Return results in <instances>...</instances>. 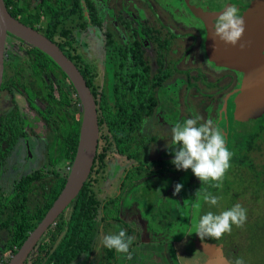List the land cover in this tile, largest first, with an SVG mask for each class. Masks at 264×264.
<instances>
[{"label": "flooded vegetation", "instance_id": "flooded-vegetation-1", "mask_svg": "<svg viewBox=\"0 0 264 264\" xmlns=\"http://www.w3.org/2000/svg\"><path fill=\"white\" fill-rule=\"evenodd\" d=\"M3 1L4 5L13 3L10 11L15 15L10 14L12 17L53 42L77 69L93 74L99 130L95 191L101 204L92 250L78 260L82 264H104L106 248L102 247L100 239L106 234L107 226L113 227L112 234L120 227L127 230L128 235L134 237L131 245L138 250L136 254L143 256L145 250L169 249L175 236L164 239L163 222L169 218V228L174 229L176 210L169 217L164 213L153 214L151 223V217L143 218L144 209L139 202L141 198L145 204L152 201L153 207L173 202L181 205L180 192L175 193L174 186L183 180L188 195L193 197L192 202L197 200L195 193H191L194 180L191 169L178 170L171 163L176 148L172 145V126L196 116L201 117L198 123L213 119L222 129L228 149L237 152H243V147L235 145V137H243L250 127V120L240 122L234 118L235 101L242 90V73L218 65L209 57V28L199 11L206 0ZM206 3L213 4H209L208 12L216 19L215 15H220L224 9L221 6L234 4L243 16L248 15L254 5L264 4V0H207ZM7 40L13 41V47L9 53L4 49L0 87V264H7L36 228L28 232L19 246V241L13 240L10 234L16 229L18 238L21 236L18 209L21 191L28 192L35 202L36 198H42L41 188L47 189L53 174L64 169L68 175L69 167L49 153L51 147L55 149L61 142L57 134H52L51 114L55 108L58 116L66 111L74 112V97H77L73 95L69 108L61 100V89L67 91L68 78L44 72L37 79L25 64L26 54L33 53L25 48L30 45L8 35L5 46ZM50 67L55 71L59 68ZM104 98L109 103V127L100 106ZM77 107L80 112L79 104ZM107 132L110 142L104 138ZM122 139L124 147L119 146ZM105 145L108 149L103 152ZM40 147L45 163L7 180L12 169L22 160H31L33 151ZM146 183H153L150 185L152 195L145 194ZM135 196L139 200H135ZM12 201L16 204H11ZM200 203L203 215L206 204ZM106 206L111 212L108 216L104 211ZM188 211L189 227L184 237L189 235L190 239L180 240L185 244L198 236L195 233L198 217H194L192 207ZM27 220L30 225L35 221ZM48 229L23 264L34 256ZM212 241L226 264H233L239 248L229 241L228 234ZM177 246L178 242L175 248ZM190 251L184 252L183 262L193 260ZM117 261L119 264V253Z\"/></svg>", "mask_w": 264, "mask_h": 264}, {"label": "water", "instance_id": "water-1", "mask_svg": "<svg viewBox=\"0 0 264 264\" xmlns=\"http://www.w3.org/2000/svg\"><path fill=\"white\" fill-rule=\"evenodd\" d=\"M206 1L199 11L209 28V57L218 65H226L242 73V90L235 101L234 118L240 122L256 120L264 114V4L254 5L248 15L242 16L244 33L237 45L232 46L213 37L215 19L208 12V7L213 4ZM221 8L224 7L221 6ZM217 16L219 14L215 15ZM8 35L42 51L53 60L73 86L81 113L76 152L66 182L43 219L7 263L23 264L40 237L64 211L69 209L87 181L97 152L99 130L95 101L81 73L53 42L12 17L3 0H0V87L3 77L5 42ZM241 44L244 45L243 48L240 47ZM184 246L191 248L190 252L193 253L194 258L192 261L183 262L184 253L182 256L178 255L180 264H226L211 238L205 237L201 240L199 236H195L190 244H184ZM194 250L197 251L196 254Z\"/></svg>", "mask_w": 264, "mask_h": 264}, {"label": "trees", "instance_id": "trees-1", "mask_svg": "<svg viewBox=\"0 0 264 264\" xmlns=\"http://www.w3.org/2000/svg\"><path fill=\"white\" fill-rule=\"evenodd\" d=\"M13 3L5 5L7 11L14 16L15 14L10 11V6ZM25 23V22H24ZM27 50L33 51V53L26 54L25 64L31 68V71L37 76H39L44 72L50 73H58L61 77L66 78L65 74L57 68L54 62L48 58L45 54L40 52L37 49L30 48V46L25 47ZM11 65V64H10ZM57 68V71L51 69L50 66ZM79 72L83 76L85 82L87 83L92 96L96 101V90L93 87L92 77L93 74L88 70L84 71L81 68H78ZM61 100H64L65 103L71 107L70 103L73 100V95L75 94V90L71 83L68 81V89L67 91L64 88L61 89ZM75 103L73 105L74 112L66 111V114H61L58 116L57 108L54 109L52 116V123L54 127L52 128V134L56 135L57 138L60 139V145L58 143L57 148L51 147L50 154L55 160L60 161V163L66 164V167H70L71 163L74 159L78 135H79V127H80V118L81 114L78 111L77 105L79 104L78 98L75 96ZM103 112V120L107 122L109 127L110 117H109V103L104 98L102 104L100 105ZM58 116V117H57ZM101 122L99 121V124ZM264 134V114L256 120V123L253 126H250L249 129H246L244 135H240V137H235L236 146H241L243 152L232 151L234 156L231 160V167L226 172L221 188L213 187L214 182H209L207 184L201 183V181L194 176V180L192 181V189L191 193H196L197 190L203 194L204 191L212 192L216 194H221V198H228L230 195L225 196V191L235 183V177L239 174L243 173L242 170L245 167V170H249L253 174V178H258L262 172L256 171L252 162L250 160L249 155L256 150H259V141L262 139V135ZM105 140L107 139L110 142L108 132L104 135ZM241 138V139H240ZM120 139V138H118ZM116 139V140H118ZM124 140L122 139L119 142L120 147H124ZM103 152L107 151V146L103 147ZM104 155V154H103ZM102 159V156H101ZM98 160V150L94 159V163L92 166L91 173L80 190L78 196L73 200L71 206L67 211L62 213L55 221V224L51 226L45 237L43 238L40 247L35 252L34 256L31 257L25 264H73L76 260L80 258L81 255L85 253H90L92 250V243L94 240V233L97 225V219L100 215V204L101 201L97 196L95 191V173H97L96 163ZM231 175V176H230ZM231 177V178H229ZM67 178V171L62 169L59 173H55L51 176V182L47 186L45 190L44 186H42V198H36L35 202H32L31 198L28 195V192L20 193V203H19V221H20V233L21 236L18 238V233L16 229L13 232H10L14 236L13 240L19 241L17 246L22 244L27 237L28 232L32 231L34 227H36L42 218L45 216L48 209L51 207L58 194L62 190ZM260 178V177H259ZM24 182V181H23ZM21 183V185L23 184ZM263 182V180H262ZM264 183V182H263ZM28 187L27 185H24ZM37 190H39V186L37 185ZM230 194V192H229ZM218 195V196H219ZM193 201V197L191 199ZM235 201V197L231 198L228 202L229 206L231 203ZM221 203V200H220ZM219 203V204H220ZM11 204H16V201H12ZM204 207L205 212L212 211L214 213H219V206H209L205 203ZM222 204V203H221ZM108 206V204H107ZM105 207V215H109L111 212L107 210L108 207ZM181 205L176 203V222L179 219V212L177 209L180 208ZM182 208V206H181ZM227 206L223 210L228 209ZM204 212V213H205ZM8 214V218H10ZM27 218L35 220L33 224L30 225V221ZM164 218V217H162ZM14 221L16 218H12ZM188 219V218H187ZM188 221V220H187ZM178 223H176L177 225ZM6 228L7 222L5 223ZM187 227H189V223L187 222ZM123 229L117 231V233ZM128 235V231L126 230ZM117 252L115 250L105 249V262L104 264H116L117 261Z\"/></svg>", "mask_w": 264, "mask_h": 264}, {"label": "clouds", "instance_id": "clouds-1", "mask_svg": "<svg viewBox=\"0 0 264 264\" xmlns=\"http://www.w3.org/2000/svg\"><path fill=\"white\" fill-rule=\"evenodd\" d=\"M244 30V20L238 6L234 4L225 6L213 23V37L219 38L227 45L236 46ZM240 47L243 48L244 45L241 44ZM200 119L201 117L196 116L172 126V145L176 148L171 163L178 170L191 169L201 183L214 182L213 187L221 188L223 178L231 167L230 162L234 153L228 149L226 137L218 123L213 119L198 123ZM182 187V184L177 183L174 186L175 193H179ZM195 195L197 200L191 207L194 217H198L195 233L201 240L205 237L219 240L225 234L231 233L233 225L240 228L246 223L247 210L239 203L221 210L218 214L207 211L201 215L200 201L209 206H219L221 197L207 191L201 194L199 190ZM133 241L134 237L127 235L126 231L121 229L116 234L104 235L100 239V244L119 254H127V258L131 259L129 248ZM233 264H245V261L242 257H238Z\"/></svg>", "mask_w": 264, "mask_h": 264}, {"label": "rangeland", "instance_id": "rangeland-1", "mask_svg": "<svg viewBox=\"0 0 264 264\" xmlns=\"http://www.w3.org/2000/svg\"><path fill=\"white\" fill-rule=\"evenodd\" d=\"M12 47L13 41L7 40L5 48L7 49L8 53L10 51L12 52ZM256 120H250V123L247 124L249 126H253L256 123ZM259 147L260 149L253 151L249 157L252 165L255 167V170L257 172H262V174L259 176L260 178H253L252 172L244 169L245 171H242L243 173L235 177L236 180L234 185L226 189L224 195H230V197L222 198V204H219V212L227 206L229 208L232 207L236 203L241 204L247 210V221L243 227L237 228L233 225L231 233L228 234L229 241H233V246L237 249L239 248L238 257H242L245 261V264H264V134L262 135V139L259 141ZM43 154L44 152L42 147L38 148L36 152L33 151L32 159L22 160V163H20L19 166L16 165L15 168L12 169V172L9 173V176L7 175V180L18 175H22L33 168L39 167L42 165V163H45V161L43 162L42 158ZM185 182V180L180 182L183 187L180 190L179 195L181 201L179 202L184 209H182L181 206L179 209H177L180 214L178 222H176L178 224L173 229V227L169 228L171 225V220L169 218L163 222L165 223L164 227L162 228L164 239H169L170 235L175 236L173 240L174 242L171 243L170 246V248L172 247L173 250L172 254L170 253V248H157L153 251L145 250L142 256L139 253L136 254L138 250H135V245H130L129 251L132 258L128 259L127 254H119V264H180L181 261L179 260L178 255L182 256L184 252H189L191 250L190 247L184 246L186 242L183 243V241H180L181 239L186 238L184 235L186 233L187 214L189 215L188 210L193 203L191 200L192 198L188 195L187 185H184ZM150 185L153 186V183H146L145 185V188L148 187L145 189V194L147 195L153 194V192H151L152 188ZM141 191L144 192V190ZM233 197H235V201L229 206L228 202ZM135 200H139V197H136ZM140 200L141 201L139 203H141V207L144 209L142 212L144 214L143 218H146V216L151 217L149 220L151 223L152 219H154L153 214L164 213L165 217H169L173 211L176 210V207L173 206L176 204V202L163 203L162 206L153 207L152 201L145 204L143 199L140 198ZM151 207L155 209L153 210ZM115 219H117V217ZM106 228L105 235L113 233L114 229L112 226H107ZM186 239H190L189 235ZM177 242L178 246L175 248V244ZM176 253L179 261L176 259ZM99 255L102 256L101 254ZM125 260H127V262ZM73 264H82V262L76 260Z\"/></svg>", "mask_w": 264, "mask_h": 264}, {"label": "built area", "instance_id": "built-area-1", "mask_svg": "<svg viewBox=\"0 0 264 264\" xmlns=\"http://www.w3.org/2000/svg\"><path fill=\"white\" fill-rule=\"evenodd\" d=\"M70 169V167L68 168V170Z\"/></svg>", "mask_w": 264, "mask_h": 264}]
</instances>
